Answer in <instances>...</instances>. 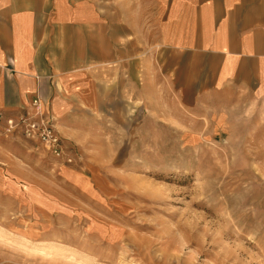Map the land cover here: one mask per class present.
Returning a JSON list of instances; mask_svg holds the SVG:
<instances>
[{
    "label": "rangeland",
    "instance_id": "374dc122",
    "mask_svg": "<svg viewBox=\"0 0 264 264\" xmlns=\"http://www.w3.org/2000/svg\"><path fill=\"white\" fill-rule=\"evenodd\" d=\"M245 101L96 130L76 181L0 121V264H264V105Z\"/></svg>",
    "mask_w": 264,
    "mask_h": 264
},
{
    "label": "crops",
    "instance_id": "0c3cea01",
    "mask_svg": "<svg viewBox=\"0 0 264 264\" xmlns=\"http://www.w3.org/2000/svg\"><path fill=\"white\" fill-rule=\"evenodd\" d=\"M34 98L73 161L153 104L264 105V0H0V121Z\"/></svg>",
    "mask_w": 264,
    "mask_h": 264
},
{
    "label": "built area",
    "instance_id": "2783aa9c",
    "mask_svg": "<svg viewBox=\"0 0 264 264\" xmlns=\"http://www.w3.org/2000/svg\"><path fill=\"white\" fill-rule=\"evenodd\" d=\"M4 124L6 132L19 129L26 138L40 142L45 150L61 164L73 163V158L64 150L63 140L58 134L54 121L41 113V102L38 98L30 102L29 111L15 117H6Z\"/></svg>",
    "mask_w": 264,
    "mask_h": 264
}]
</instances>
